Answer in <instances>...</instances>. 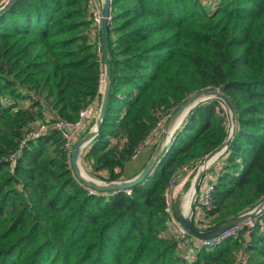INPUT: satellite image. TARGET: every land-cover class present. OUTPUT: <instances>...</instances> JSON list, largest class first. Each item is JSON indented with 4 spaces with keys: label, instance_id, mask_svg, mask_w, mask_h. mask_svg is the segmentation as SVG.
Returning a JSON list of instances; mask_svg holds the SVG:
<instances>
[{
    "label": "trees",
    "instance_id": "trees-1",
    "mask_svg": "<svg viewBox=\"0 0 264 264\" xmlns=\"http://www.w3.org/2000/svg\"><path fill=\"white\" fill-rule=\"evenodd\" d=\"M92 4L15 0L0 14V264H264L258 223L194 255L166 232L172 175L229 134L218 99L189 111L130 195L89 192L76 178L53 127L100 104ZM109 15L110 91L81 155L85 170L103 181L132 177L127 167L158 123L193 92L219 89L234 107L235 136L208 169L210 204L192 220L207 230L254 208L264 198V0H110ZM40 125L49 130L29 137Z\"/></svg>",
    "mask_w": 264,
    "mask_h": 264
},
{
    "label": "water",
    "instance_id": "water-1",
    "mask_svg": "<svg viewBox=\"0 0 264 264\" xmlns=\"http://www.w3.org/2000/svg\"><path fill=\"white\" fill-rule=\"evenodd\" d=\"M14 1L15 0H6L2 5H0V14L6 11ZM100 9L101 61L103 66V80L101 83L102 87L100 88L101 99L97 114L94 119V124L80 138L75 140L70 151V165L75 173L76 178L82 182L85 188H92L95 191H124L126 188H131L137 183L143 181L145 177L150 175L153 169L158 165L160 157L166 153L168 145L171 143L175 131L179 129L189 111L197 104L214 98L222 101L229 110L231 124V127L229 129L230 132L227 136L224 145L217 149L205 160H203L201 166L197 169L195 176L190 183V187L192 188V194L190 196L187 211L184 212L181 206H174L173 212L176 220L180 225L187 229L192 235L202 239L211 238L224 231L225 229H228L231 226L236 225L249 217H252L264 207V198L250 211L244 212L238 216L230 218L229 220L217 224L216 226L207 230H201L197 228L192 220V217L194 215V206L198 199L199 186L203 179L205 169L209 165H211L215 161V159L228 147L233 137L235 136L236 114L234 107L229 97L219 89H201L193 92L172 112V114H170V116L164 123L163 129L156 141L155 147L151 151L148 159L142 166L141 170L135 176L123 180L111 181H99L88 175H86L87 177L82 176L80 172L81 169L84 174L86 173L82 168V165L80 164V158L83 150L93 141V139L100 131V125L105 114V109L108 102V95L110 91L109 48L107 41V20L110 14V0H100Z\"/></svg>",
    "mask_w": 264,
    "mask_h": 264
},
{
    "label": "built area",
    "instance_id": "built-area-1",
    "mask_svg": "<svg viewBox=\"0 0 264 264\" xmlns=\"http://www.w3.org/2000/svg\"><path fill=\"white\" fill-rule=\"evenodd\" d=\"M95 8L91 12V16H93V27L96 29L98 33H100V21H101V12L99 9V3L100 0H93ZM99 2V3H98ZM110 19V17L108 18ZM97 101L95 99L92 100V102L87 105L85 108L81 109L78 112V117L74 121H59L54 124V127L56 130H58L62 137L64 138V145L68 149V151H71L72 145L74 141L77 139V136L82 129L83 125L85 124L87 119H90L91 117H94L97 114ZM161 124L158 123V125L152 130L149 136L146 137L144 142L139 147V150L145 146L150 145L153 142V135L154 131L160 126ZM49 129L45 125H40L37 127V129L29 134V137L31 138H39L44 133H46ZM191 170V169H190ZM190 170L187 167L182 168L181 170L175 172L169 182V185L167 187V190L165 192V203H166V210L172 215V210L170 208L169 203V197L172 190H176L178 188V185L181 186L184 185L186 180H188V177L190 175ZM184 174H188L186 177H184ZM195 174L192 176L190 183L192 179L194 178ZM213 178V177H212ZM211 178V179H212ZM205 177L202 179L200 186H199V194L198 199L196 202V207L194 211V216L198 217L202 207L208 206L210 204V197H211V191L213 189V184L209 181H204ZM87 189V188H86ZM89 192H96L94 189L89 188ZM125 193L127 195L131 194V188H126ZM250 211V210H249ZM173 222L176 224L177 227V233L178 236L181 239V245L182 248L186 249L188 251H191L192 255L195 254L196 248L198 247H214L216 245H219L224 239L236 235L243 227H249L252 226L254 223L259 224V230L264 238V207L259 210L256 214H254L252 217L247 218L246 220L231 226L228 229H225L224 231L220 232L219 234L208 238V239H202L199 237H196L189 233L187 229H185L182 225L178 223L176 218H172Z\"/></svg>",
    "mask_w": 264,
    "mask_h": 264
},
{
    "label": "rangeland",
    "instance_id": "rangeland-1",
    "mask_svg": "<svg viewBox=\"0 0 264 264\" xmlns=\"http://www.w3.org/2000/svg\"><path fill=\"white\" fill-rule=\"evenodd\" d=\"M99 3V2H98ZM99 9H100V3H99ZM94 8H95V5H94V2H93V4H92V11L94 10ZM91 11V12H92ZM100 12H101V9H100ZM109 17H110V15H109ZM90 18H91V21L93 22V16H91L90 15ZM91 32H92V34H96L97 33V31H96V29L95 28H93L92 30H91ZM100 32V31H99ZM99 38H100V44H101V35H99ZM102 80H103V77H102ZM102 80H101V83H102ZM102 87V85L100 86V88ZM101 90V89H100ZM222 102V101H221ZM223 103V102H222ZM224 104V103H223ZM224 106L226 107V105L224 104ZM99 107V106H98ZM227 108V107H226ZM97 110H98V108H97ZM97 112V111H96ZM227 112H228V115H229V110L227 109ZM94 118H92V119H90V120H88L86 123H85V125H84V127L88 124V122L89 121H92ZM185 119V118H184ZM229 119H230V117H229ZM93 124H94V122H93ZM163 124H161L155 131H154V134H155V136H154V142H155V144H156V141H157V139H158V137H159V135H160V133H161V131H162V129H163V126H162ZM161 127H162V129H161ZM230 127H231V124H230ZM230 129V128H229ZM83 130V129H82ZM81 130V132H80V134H83L84 133V131H82ZM230 132V131H229ZM81 137V136H80ZM80 137H78V138H80ZM77 138V139H78ZM74 144V143H73ZM148 145H146V146H144L143 148L145 149L146 147H147ZM155 147V146H154ZM138 156V155H137ZM137 156H135L134 158H136ZM146 162V161H145ZM80 164L82 165V163H81V158H80ZM201 164H202V162H200L197 166H195L194 168H192L191 170H190V175H189V177H188V180L186 181V183L184 184V185H180V189L178 190V191H176V190H172V192H169L170 193V197H169V203H170V208H171V210H172V212H173V207L174 206H181V202H182V199H183V201L185 202V205H186V207H188L189 206V203H187V201H189L190 200V196H191V193H192V188L190 187V180H191V178H192V176L196 173V171H197V169L201 166ZM210 166L211 165H209L206 169H205V173H204V175L205 174H207L206 176H205V179H204V181H209L210 180V178H212V177H214L213 175H211L212 173L210 172H208V169L210 168ZM82 168L84 169V171H85V173H86V175H88V176H90V177H92V178H94V179H97V180H99V181H102L101 179H99V178H97L96 176H94V175H92V174H90V173H88L87 172V170H85V168H84V166L82 165ZM187 176V174L185 175V177ZM181 187H182V189H181ZM175 218V216H173V214H172V216H171V222H170V225H169V227L167 228V230H166V232L167 233H170V234H178L177 233V227H176V224L173 222V219L172 218Z\"/></svg>",
    "mask_w": 264,
    "mask_h": 264
},
{
    "label": "crops",
    "instance_id": "crops-1",
    "mask_svg": "<svg viewBox=\"0 0 264 264\" xmlns=\"http://www.w3.org/2000/svg\"><path fill=\"white\" fill-rule=\"evenodd\" d=\"M95 116L94 117H91L90 119H92V118L95 119ZM90 119H87L86 122L88 120H90ZM94 119L92 121H89L88 124L85 127H84L85 124L83 125V127H82L83 130L82 129L81 130L84 131V133L86 131H88L89 128L93 125ZM163 126H164V124H163ZM81 130H80V132H81ZM80 132H79L77 138L80 137V136H82L84 134V133L83 134H80ZM148 152H149V149L148 148L143 149L140 152V154L129 163V165L127 167L128 174L129 175H131L133 177V176H135L141 170V168L144 165L145 161L148 159V157H147L148 156ZM185 175L186 174H184V177H185ZM179 187H180V184L178 185V188L176 189V191H178L180 189ZM181 189H182V187H181ZM187 203H189V201H187ZM181 208H182V210L184 212L187 211V209H188V207H186L185 202L183 201V199H182V202H181ZM184 250H187V248L184 249Z\"/></svg>",
    "mask_w": 264,
    "mask_h": 264
},
{
    "label": "bare ground",
    "instance_id": "bare-ground-1",
    "mask_svg": "<svg viewBox=\"0 0 264 264\" xmlns=\"http://www.w3.org/2000/svg\"><path fill=\"white\" fill-rule=\"evenodd\" d=\"M80 172H81L82 176L87 177L86 174H84V172L82 171V169L80 170Z\"/></svg>",
    "mask_w": 264,
    "mask_h": 264
}]
</instances>
